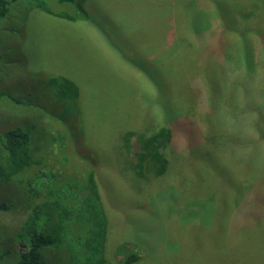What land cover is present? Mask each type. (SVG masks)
<instances>
[{
  "label": "rangeland",
  "instance_id": "1",
  "mask_svg": "<svg viewBox=\"0 0 264 264\" xmlns=\"http://www.w3.org/2000/svg\"><path fill=\"white\" fill-rule=\"evenodd\" d=\"M82 7L90 21L73 23L37 11L26 21L24 5L21 11L11 8L0 27V92L24 104L0 109V128H19L40 146L48 126L63 120L79 143L76 157L84 165L96 164L108 218L105 256L111 264L130 256L139 258L132 264H264V195L249 204L252 218L246 225H239L236 213L253 188L264 193V152L261 158L255 150L264 148V111L243 117L242 111L254 107L235 87L245 94V86L231 76L255 73L246 88L258 108L264 91V0H86ZM173 37L181 47L164 56L176 45ZM163 65L170 77L158 78L151 69ZM55 76L79 86L85 128L74 112L56 105L48 87ZM193 76L200 78L205 96L191 90ZM148 91L150 97L143 96ZM196 101L199 106L204 101L203 109ZM212 107L218 108L224 128L241 126L250 136L217 134L216 118L208 112ZM191 114L204 128L214 122L217 130H200L199 140ZM171 116L182 129L164 150L167 173L139 178L132 170L134 156L123 152V135L154 134ZM256 123L257 136L252 133ZM220 138L224 145L218 144ZM61 159L72 172L80 170L72 150ZM246 160H252L254 172L242 165ZM14 182L0 183V264L16 262L14 251L24 243L17 238L21 221L32 210ZM55 226L43 228L53 244L40 252V260L69 264Z\"/></svg>",
  "mask_w": 264,
  "mask_h": 264
},
{
  "label": "trees",
  "instance_id": "2",
  "mask_svg": "<svg viewBox=\"0 0 264 264\" xmlns=\"http://www.w3.org/2000/svg\"><path fill=\"white\" fill-rule=\"evenodd\" d=\"M85 1L0 0V27L3 20L11 13V8L21 11L23 5L26 7L25 10H27L25 14L26 21L29 19V12L33 11L44 12L57 19L73 23L90 21L82 7ZM193 32L198 34L200 38L198 30L194 29ZM0 34L2 35L1 32ZM174 40H177L174 49L165 52L164 56L166 54L171 56L173 53L175 55L181 47L180 40L177 37H173ZM1 42L2 38L0 36V45ZM228 49V47L225 48L226 51ZM210 53H213V50L207 54L209 55ZM244 53L243 61L245 62L248 59V53L246 51ZM257 61L259 63V59ZM165 66L167 65L165 64ZM165 66H160V68L155 67L151 70L157 73L158 78L166 74L170 77L169 67ZM254 66H256L255 60L252 68H255ZM251 73L252 71H248L242 75H231L232 78L238 80L239 85L245 86L246 93L242 94L241 91L243 89L235 85L237 92L247 97L248 106L254 107L253 111H242L244 118L249 117L255 110L259 115L264 111V91L257 108V104L251 99L254 93L246 88L256 78L255 73ZM248 74L249 77H247ZM48 87L54 96L56 105L60 108L63 107L66 111H71V113L74 112L75 115L79 116L80 128H85L80 108L81 92L79 86L67 77L55 76L48 80ZM190 88L192 91H197V95L203 93L202 83L198 76H193ZM144 92L143 96L150 97L148 95L149 91L146 92L147 95ZM157 96L159 97V94ZM200 103V106L197 103V109L200 108L201 110L204 107V101ZM0 104L1 110H8L11 106H21L24 102L21 98L14 97L9 93L0 92ZM153 104L158 106L159 103L156 101ZM190 110L192 113V107H190ZM208 112L216 118L219 130L217 134H221L222 136V134L228 131L234 139H238L239 136H245V138H247L246 136H250L245 133L241 126L224 128L226 123L224 124L221 119L218 108L212 107ZM190 118L191 127L194 129L192 132L199 135V140L203 138L200 130L203 132L209 126L217 130V127H213L214 122L213 124L211 122L207 123L204 128L201 123L199 124L194 119V115L192 116L191 114ZM174 119V116H171L170 119L163 118L165 124L168 126L163 125L154 134L146 135L128 131L123 135V152L126 154V157L128 155L134 156L135 164H133L132 170L139 178L150 180L161 178L167 173L170 162L164 150L175 144V130L182 129L179 125L175 124ZM237 120L239 119L233 118L232 122H236ZM63 123L60 117L56 118V126H48L49 132L47 133V138L42 140L40 146H34L29 135L19 128L8 130L3 127L0 128V183H9L14 180V183L20 184L32 206V210L21 221L20 228L22 229L17 238L24 243L14 251L18 259H16L14 264L50 263L49 260L46 263H42L40 260V252L47 250L53 244L52 236L43 229L47 223H56L54 229L59 232L61 239L65 241L64 246L69 264H111L105 256L108 218L96 179V164L93 163L91 166H88L79 161L75 155L77 153L74 152V149H80L79 143L63 127ZM257 123L252 127V133L255 132V136H257L258 131L256 129L260 127ZM260 138L264 139L263 133ZM65 141H68V144ZM245 141L247 142V140ZM225 143L224 138H220L218 144L224 145ZM193 144L194 142L190 146H193ZM222 147V145H219V148ZM71 150L80 169L76 173L72 172L61 159L63 154L70 153ZM255 150L257 151V155L262 158L264 148L256 146ZM78 155L85 154L79 151ZM242 165H247V169L253 170L252 160H246ZM177 192L180 196L182 195L179 190ZM262 195H264L262 190L253 188L251 193L247 194L241 200L242 202L237 205L238 209L236 213L240 216L239 225H246L250 222L252 216L249 212L252 206L249 204L254 203L255 200H258V196L261 197ZM2 209L4 208L0 205V210ZM138 259V257L130 256L123 264H132Z\"/></svg>",
  "mask_w": 264,
  "mask_h": 264
}]
</instances>
